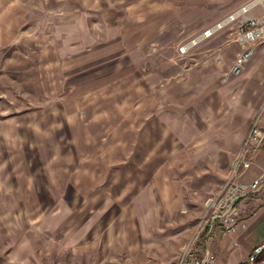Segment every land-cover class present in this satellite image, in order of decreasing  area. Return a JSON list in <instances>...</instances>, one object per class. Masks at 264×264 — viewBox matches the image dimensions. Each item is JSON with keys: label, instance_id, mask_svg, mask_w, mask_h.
I'll return each mask as SVG.
<instances>
[{"label": "rangeland", "instance_id": "374dc122", "mask_svg": "<svg viewBox=\"0 0 264 264\" xmlns=\"http://www.w3.org/2000/svg\"><path fill=\"white\" fill-rule=\"evenodd\" d=\"M146 1L118 29L102 10L0 0V264H177L228 235L207 238L234 186L240 221L260 211L263 161L242 162L264 34L237 64L264 0L223 15Z\"/></svg>", "mask_w": 264, "mask_h": 264}, {"label": "built area", "instance_id": "2783aa9c", "mask_svg": "<svg viewBox=\"0 0 264 264\" xmlns=\"http://www.w3.org/2000/svg\"><path fill=\"white\" fill-rule=\"evenodd\" d=\"M245 8H242L238 14L245 13ZM221 25L216 26L220 28ZM211 31L205 32L204 36L209 37ZM238 38L239 43L242 45V54L238 62V69L246 63L254 53V45L264 34V16L260 18L250 17L246 19L244 28H241ZM238 71V70H236ZM264 146V104L255 116L250 131L246 137L245 153L250 156V160L246 159L243 155L242 167L248 169L253 163L252 159L259 149ZM248 189L250 193H258L264 189V171L257 175L254 180L249 184ZM243 191L242 186H234L232 198H228V203L218 205V211L211 218L209 224V232L207 238L213 237L215 230L221 228L225 234H236L239 231L246 229V224L237 218V211L235 209V201L239 194ZM237 241L233 242V247H237ZM264 254V243L253 247L247 257L241 264H264V259H261ZM177 264H215L214 254L206 249L201 257H196L191 249H186L182 256L179 258Z\"/></svg>", "mask_w": 264, "mask_h": 264}, {"label": "crops", "instance_id": "0c3cea01", "mask_svg": "<svg viewBox=\"0 0 264 264\" xmlns=\"http://www.w3.org/2000/svg\"><path fill=\"white\" fill-rule=\"evenodd\" d=\"M53 1H55V3L62 2L63 4L70 3L76 11H84V13L87 12V14H90L92 12L100 13L99 10H102L105 16H107L109 13H114V15L117 16H113V21L118 23V29H120L121 24L124 25L127 20V0H44L45 6H47V4L50 5ZM182 1H186L189 4L193 3L204 7H207L208 5H217L219 9L214 11V14L223 15L237 11V9L244 7V5L248 4V2H250L251 0H222L221 3L216 2L218 0ZM147 3L149 2L146 1V3H144V0H140V3H134L131 6L137 9V7L141 8L142 5H146ZM107 10H109L110 12ZM137 13L141 16L143 14L141 9L140 11H136V14ZM256 157H258L257 159L259 160V162L263 161L262 166H264V146L258 151ZM263 168L264 167H261L260 169L264 171ZM254 178L251 180V182L254 180ZM254 201L255 202L252 205H255L257 201H260L262 203L261 209L258 214L254 216L251 220L245 221V230L239 231L236 234H228L221 236L218 235L213 239V243L211 244V251L215 257V264H241L246 258L245 254H249L253 247L262 244L261 242L264 240V189L258 192V198ZM234 241H237V247H239V242L242 245V251H240V253H234L233 248H237L233 247ZM244 249H246V253H244Z\"/></svg>", "mask_w": 264, "mask_h": 264}]
</instances>
